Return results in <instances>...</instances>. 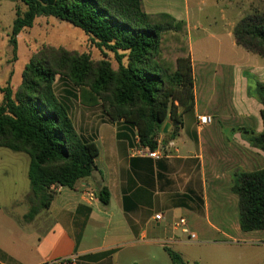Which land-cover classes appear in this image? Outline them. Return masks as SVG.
Returning <instances> with one entry per match:
<instances>
[{
    "label": "crops",
    "instance_id": "crops-1",
    "mask_svg": "<svg viewBox=\"0 0 264 264\" xmlns=\"http://www.w3.org/2000/svg\"><path fill=\"white\" fill-rule=\"evenodd\" d=\"M191 1L143 0L146 13L185 22L194 78V106L183 115L175 138L162 143L159 135L157 159L138 154L142 148L135 131L110 122L102 108L78 104L70 117L76 132L98 147L95 169L72 189L56 188L49 208L25 221L29 157L0 148V264H140L131 257L139 244L172 249L185 243L187 234L177 224L181 218L196 240H237L241 231L232 179L264 168V153L248 143L251 132L262 131V107L247 95L249 85L264 83V58L245 51L246 63L223 64L208 55L205 39L221 50L222 35L238 49L233 30L242 11L232 0ZM206 3L219 9L220 23L212 28L198 18ZM194 39L201 55L194 53ZM198 116L212 121L199 126ZM102 188L109 194L107 205L98 199ZM248 243L264 246V230L248 232Z\"/></svg>",
    "mask_w": 264,
    "mask_h": 264
},
{
    "label": "trees",
    "instance_id": "trees-1",
    "mask_svg": "<svg viewBox=\"0 0 264 264\" xmlns=\"http://www.w3.org/2000/svg\"><path fill=\"white\" fill-rule=\"evenodd\" d=\"M264 1V0H262ZM26 6L12 23L10 43L33 26L39 16L65 22L88 35L100 51L112 53L117 68L105 60L63 48L44 47L25 65L16 90L0 89V148L29 157L30 209L34 216L49 208L56 188L72 189L95 169L99 150L95 142L75 130L66 106L57 98L55 77L66 79L78 91L84 107L101 106L112 123L135 131L137 147L155 152L165 123L175 138L182 117L194 106V78L186 38V24L166 13L148 14L143 0H22ZM233 37L238 47L264 58V14L245 15ZM125 60L123 63L122 60ZM247 95L260 105L262 131L251 132L248 143L264 153V83L248 86ZM129 140L130 137L125 135ZM231 193L238 198L241 232L264 230V168L238 172ZM108 204L106 188L98 192ZM173 264H185L165 247Z\"/></svg>",
    "mask_w": 264,
    "mask_h": 264
},
{
    "label": "rangeland",
    "instance_id": "rangeland-1",
    "mask_svg": "<svg viewBox=\"0 0 264 264\" xmlns=\"http://www.w3.org/2000/svg\"><path fill=\"white\" fill-rule=\"evenodd\" d=\"M232 1L233 5L238 6V11H242L241 18L245 15L264 14V1L262 0ZM193 3L190 0V4ZM201 8L202 12L198 15L200 23L211 28L215 22L219 25L218 8L209 3L201 6ZM25 9L26 6L22 0H0V89L8 86L12 92H16L21 83V75L25 65L37 51L44 47L63 48L79 54H88L90 59L94 61L105 60L111 64L113 69L117 68L116 58L112 53L100 51L84 32L51 17L39 16L36 18L31 28L23 30L16 36V44L13 46L10 43L12 23L16 17V11L18 10L22 14ZM191 11L194 10L191 9ZM220 41L222 48L216 50V43L205 39L206 44L209 45L208 55H215V58L221 59L223 64L234 60L239 61V63H246L242 58L244 49L238 47L234 51L229 46L225 35L220 36ZM193 45H196V50H194L195 48L193 50L197 55V49H201L198 48L196 39L193 40ZM248 56L252 55L248 53ZM249 60L252 63L258 62L253 59ZM122 62L124 63L125 60L123 59ZM53 89L57 98L66 106L70 116H72L79 104L77 89L66 79L58 76L55 77ZM1 100L2 94L0 92V102ZM97 107L101 108V106ZM117 123L120 124L121 122ZM234 237L237 240L231 239L229 242L216 243L211 242L213 239L211 236H205L204 239L197 238L195 242L186 240L182 246L177 248L171 246L172 249L170 250L177 253L185 264H264V246L248 243V232L235 234ZM131 257L140 264H173L164 249L156 246L147 247L139 244Z\"/></svg>",
    "mask_w": 264,
    "mask_h": 264
},
{
    "label": "built area",
    "instance_id": "built-area-1",
    "mask_svg": "<svg viewBox=\"0 0 264 264\" xmlns=\"http://www.w3.org/2000/svg\"><path fill=\"white\" fill-rule=\"evenodd\" d=\"M211 117H209V116H198L197 117V124L199 125V126H206V125H208V124H210L211 123ZM145 150L147 151V152H145ZM138 154H146L148 157H150V158H155V159H157L158 158V155L155 153V152H151V151H149L148 149H144V148H142V150L140 149V150H137L136 151ZM160 218H161V215L160 214H158V215H156L155 216V219L156 220H160ZM178 225H180L181 227H182V231L185 233V234H187V240L188 241H190V242H195L196 241V237H195V235L194 234H192V233H190L189 231H188V229H187V226H186V220L185 219H179V221H178V223H177ZM70 263V261L69 260H58V261H56V262H53L52 264H69Z\"/></svg>",
    "mask_w": 264,
    "mask_h": 264
},
{
    "label": "water",
    "instance_id": "water-1",
    "mask_svg": "<svg viewBox=\"0 0 264 264\" xmlns=\"http://www.w3.org/2000/svg\"><path fill=\"white\" fill-rule=\"evenodd\" d=\"M169 128H170V124H169L168 122L165 123L164 126H163V129H162V134H163V135L167 134Z\"/></svg>",
    "mask_w": 264,
    "mask_h": 264
}]
</instances>
